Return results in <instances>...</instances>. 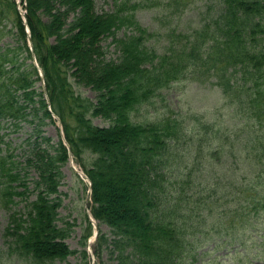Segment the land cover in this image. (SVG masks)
<instances>
[{
  "label": "trees",
  "instance_id": "trees-1",
  "mask_svg": "<svg viewBox=\"0 0 264 264\" xmlns=\"http://www.w3.org/2000/svg\"><path fill=\"white\" fill-rule=\"evenodd\" d=\"M25 1L33 52L43 71L52 111L43 87L41 92L35 88L36 81L42 80L35 64L25 68L17 65L18 49L25 50L29 59L34 57L16 2L0 0V15H13V28L21 44L0 51V125L11 122L18 128L22 121L34 123L40 108L44 111L42 121L49 118L55 122L53 114L59 117L75 161L91 180L92 215L99 225L107 224L111 229L110 242L101 234L97 245L112 246L116 264H181L184 255L192 262L197 253L192 255L186 245L200 215L210 217L213 226H223L229 220L231 231L221 237L231 238V244H238V236L259 228L264 207L263 174L256 172L257 179L247 180L239 175V167H227L223 158L246 156L261 163L263 147H209L207 155L198 157L199 167L191 172L188 169L192 176L174 179L173 173L168 174L174 167L167 168L166 162L174 143L188 128L178 117L153 124L135 123L132 112L190 73L200 83L214 79L227 99L240 101L242 117L263 126L264 50L258 37L264 34V0H219L221 10L212 25H202L190 33L168 29L164 37L139 22L136 14L144 8L142 0H115L114 10L102 14L96 12L94 0ZM122 27L130 32L115 38L119 59L108 61L100 39ZM74 84L92 89L96 100L78 94ZM35 96L41 99L40 107L35 106ZM94 117L110 125L96 126ZM215 139L221 142L220 136ZM44 140L47 145L35 146L32 159L26 161L39 175L33 200L19 165L0 151V210L10 217L0 254L25 264H54L74 253L65 241L70 230L58 225L61 202L56 200L61 165L69 163V151L60 138L54 155L49 147L51 139ZM87 150L95 156L91 164L83 156ZM259 153L262 155H256ZM252 163L249 165L254 167ZM204 169H208V178L198 183V174ZM161 171L169 175L168 180L182 181L174 185L169 204L157 211V192L162 189L161 195L165 193L159 181ZM124 172L136 176L140 186L132 214H120L119 207L133 188L122 187L123 195L112 192L119 207L105 202L107 194L101 191L102 185L120 184ZM104 175L109 178L106 183L101 182ZM227 198H233V206L222 202ZM22 202L24 207H20ZM259 231L250 237L256 246L254 236L261 238ZM249 242H244L245 247Z\"/></svg>",
  "mask_w": 264,
  "mask_h": 264
},
{
  "label": "rangeland",
  "instance_id": "rangeland-1",
  "mask_svg": "<svg viewBox=\"0 0 264 264\" xmlns=\"http://www.w3.org/2000/svg\"><path fill=\"white\" fill-rule=\"evenodd\" d=\"M94 1L95 10L99 14L112 12L115 8V0ZM142 2L144 3V8L136 14L139 22L151 31L156 30L160 32L161 35H159L163 37L165 31L168 29L190 33L195 29H199L202 25H212L214 18L219 15L221 10L219 0H142ZM19 9L21 10L20 6ZM12 16L9 14L0 15L1 52L21 46L15 34L16 30L13 28ZM70 23L68 22L66 28H69ZM127 32H130V29L122 27L117 29L115 34H107L108 36L105 35L100 39V44L105 52L104 58L108 61H117L119 59L120 52L115 45V38L122 37ZM258 38H260L258 40H261L260 44L264 50V34ZM161 40L164 42L165 38ZM150 43H153V41ZM158 46L162 45L158 44ZM258 47L261 46L258 44ZM31 48L33 46H30ZM16 53L17 65L22 64L25 68L27 65L33 63L36 67L39 66L34 58L29 59L27 57L28 54L25 50L18 49ZM39 69H41L40 66ZM71 81L73 82V79ZM239 82L241 84V81ZM41 86L43 87V81H36V90L41 92ZM74 90L87 99L95 101L97 98V94L88 87H79L74 84ZM35 100L37 101L35 106L40 107V97L35 96ZM240 106L239 100H229L224 96L222 89L215 84L214 79L209 82L200 83L193 80L190 73H188L182 80L173 83L169 88L157 93L150 102L137 107L132 112V118L135 123L153 124L167 118L173 119L178 117L185 127L188 128V132L186 131V134L174 143L171 155L169 151L170 160H167L166 166L167 168L171 167V165L174 167L168 171L169 175L173 173L174 179H181L179 177L182 175L192 176L190 172L200 165L198 157H202L204 154L207 155V148L209 147H217L219 145L263 147V159L261 163L258 162V159H247L246 156L238 159L224 157L223 160L229 164L227 167H239V175L241 177L245 176L247 180L257 179L256 172L262 173L264 191V124L263 126H256L253 121H250V117H242L243 113L240 111ZM43 115L44 111L40 108L36 112L34 123L22 121L18 128L13 127L11 122H3L0 125V151L5 155H9V159L14 160L19 165L23 180H25L23 182H26L29 187V197L31 200L35 199L33 189L35 188L36 180L39 179V175L34 167L26 165V161L32 159V152L35 146L40 143L42 147L47 145V142L42 141L44 137L51 139L49 147L51 146L50 150L54 155L56 154V149L58 151L57 146H60L58 144L60 138L63 140L65 138L60 134L58 121L55 123L49 118H45L42 121ZM92 120L96 126L108 127L110 125L109 121L100 117H94ZM38 123L41 126H38ZM71 123V125H75L72 120ZM216 136L221 137V142L215 139ZM256 155L260 156L262 153ZM83 156L87 164H91L92 158L95 157L90 150L83 153ZM252 162H255L254 167L249 165L253 164ZM188 169H190V172H188ZM61 171L63 175L58 189L59 194L56 195V200L59 199L61 202L57 210L59 213L58 225L60 228L70 230L65 241L74 253L68 256L66 260L57 261L54 264H116L115 256L111 254L112 246L97 245V229L94 225L91 229L90 223L87 220L89 207H91L92 202L89 186H86L88 181L83 183L81 176L78 174L79 172H83V168L74 160L73 164L69 162L61 165ZM161 174L162 176L159 177V181L165 187V193L161 195L163 193L162 189H159L157 192L155 198V210L157 211L163 209L164 205L169 204L170 193H174V185L182 181L168 180L169 175L166 176L162 171ZM207 174L208 169L200 172L198 174V183H201L204 177L207 179ZM119 177H122V175ZM107 179H109L108 176L104 175L101 178V182L106 183ZM171 181L175 182L172 183ZM126 186L131 187V189L133 188V190H131L129 195L124 193V195L128 196V200L123 198L121 201L122 208H120L118 206L119 201L116 199L117 197L113 196L112 192L123 195L122 187ZM112 187H106V185H102L101 187L103 194H107L105 202H108L113 207L117 205L120 214H124L125 211L128 214H132L133 209L137 205V199L140 198L138 197L140 186L137 177L124 172L123 181ZM222 202L227 206H233L234 204L233 198H227ZM25 204V202H22L20 207H24ZM237 219L238 216H235V220ZM258 220L259 217L255 223ZM259 222V228L254 229V232L256 230L258 232L260 229L259 234L261 238H258V235L254 236L259 241H257V246L252 244L250 238L253 237L254 232L248 233L244 237L238 236V244H231V238L221 237L225 231H231L229 220L223 226L220 224L213 226L210 217L200 215L194 221V227L190 231L191 233H189L190 241L186 245L187 251H190L192 255L196 252L197 256L192 262H187L189 258L184 255L181 264H264V207L263 216H260ZM9 223L10 217L7 211L0 210L1 249L4 243H6L4 231ZM99 226L98 234L106 235L109 238L108 242H110L113 238L110 227L107 224ZM245 241H250L246 247L244 245ZM1 249L0 253L2 252ZM3 258L4 261H2ZM0 260L2 262L0 264H25V262L14 260V258L8 255L2 257V254H0Z\"/></svg>",
  "mask_w": 264,
  "mask_h": 264
},
{
  "label": "water",
  "instance_id": "water-1",
  "mask_svg": "<svg viewBox=\"0 0 264 264\" xmlns=\"http://www.w3.org/2000/svg\"><path fill=\"white\" fill-rule=\"evenodd\" d=\"M31 41V40H30Z\"/></svg>",
  "mask_w": 264,
  "mask_h": 264
}]
</instances>
